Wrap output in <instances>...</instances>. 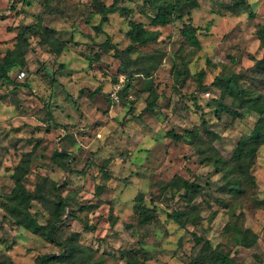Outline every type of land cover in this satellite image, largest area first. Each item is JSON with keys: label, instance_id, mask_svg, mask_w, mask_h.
Instances as JSON below:
<instances>
[{"label": "rangeland", "instance_id": "1", "mask_svg": "<svg viewBox=\"0 0 264 264\" xmlns=\"http://www.w3.org/2000/svg\"><path fill=\"white\" fill-rule=\"evenodd\" d=\"M197 1L190 16L200 28V48L184 37L181 21L154 25L156 12L145 0H120L132 13L111 14L105 23L96 0H0V60L18 48L19 32L31 43L22 69L11 73L13 82L0 80V264H40V256L61 253L59 244L73 232L80 234L75 242L87 254L86 264H203L205 242L242 264H264V144L250 167L256 186L240 197L222 191L225 170L206 161L220 154L233 164L240 138L259 118L240 106L235 93L212 84L236 77L242 88L264 94V76L254 69V60L264 56L257 34L264 0H247L253 19L215 4L234 0ZM128 16L157 34L154 42L126 52L132 76L122 74L116 55L131 43ZM43 27L67 44L61 54L51 51ZM150 82L159 95L154 111L146 109ZM32 151L31 162L21 161ZM61 152L68 155L56 157ZM16 166L30 169V190L46 178V196L70 203L59 242L17 226L6 213ZM181 179L202 190L186 193ZM140 191L157 225L139 223ZM194 204L196 223L181 226L170 216ZM31 211L44 224L50 218L39 201ZM234 224L256 232L257 244L235 245ZM74 264H81L78 256Z\"/></svg>", "mask_w": 264, "mask_h": 264}, {"label": "trees", "instance_id": "2", "mask_svg": "<svg viewBox=\"0 0 264 264\" xmlns=\"http://www.w3.org/2000/svg\"><path fill=\"white\" fill-rule=\"evenodd\" d=\"M97 6L100 7L101 23H105L109 20L111 14L120 12L131 14L132 10L127 7L120 5V0H113L111 4H106L102 0H96ZM146 3L156 12L155 16L151 18V21L156 26H165L174 23L179 20L183 23L182 33L187 39L189 44L195 48L201 47V40L198 36L199 27L194 26L193 20L190 16L192 9L199 6L197 0H145ZM215 4L223 10H228L234 14H240L247 12L251 19L255 18V12L252 9V5L247 0H234L232 2H220L215 1ZM189 9L186 15L189 16L188 20H184V10ZM127 20L131 26V30L128 36L131 43L127 46L126 50L120 51L116 49L117 57L122 60V74L132 76L131 72H128V66L125 62V55L127 51L134 50L137 45L144 46L157 40V34L147 30L143 24L135 23L129 16ZM40 25H43L42 18H39ZM27 32L31 31L28 26ZM47 34V41L51 45V51L57 54H61L67 47L63 41L55 37V30L49 27H43ZM36 30L34 29V32ZM257 34L261 40V44L264 46V25L260 26ZM29 35V34H27ZM18 48L9 50L4 58L0 60V80L5 82H13L11 79V73L16 69H22L25 64L26 55L28 53L27 48L30 47L31 43L29 38L24 36L23 32H19L17 36ZM22 43L25 44L26 48H22ZM106 45L111 47L109 41H106ZM254 69L258 73L259 77L264 76V56L261 59L254 60ZM155 69V66H154ZM128 72V73H127ZM24 73V72H23ZM57 78L54 77L52 82H56ZM262 81V80H261ZM212 85L219 87H225L226 90H230L236 94V98L240 101V106L250 111H253L259 115V118L251 131L250 134L244 135L240 138L237 147L235 148L232 162L229 165L226 163L220 154L215 159L211 156H206V161H213L216 167H221L225 170L226 182L222 188V191L229 193L233 197H240L247 193V187H255L256 182L254 176L250 174L251 164L257 155L258 149L264 144V94L255 92L252 87L242 88L238 84L236 77L229 78H215ZM129 86V84H126ZM127 89V88H126ZM149 91L151 97L147 104L148 111H154L156 109L159 95L154 88L153 84L147 83L146 88ZM183 98H193V94H183ZM222 106V104H221ZM225 107V106H224ZM237 114L238 112H230ZM241 116L240 113L237 114ZM33 153L29 152L24 155L21 159L23 162H31L33 160ZM56 157H66V152L56 153ZM90 160H88L89 162ZM29 168L25 170L22 166H16L13 174L14 187L10 193L5 197L3 207L6 213L15 221L16 225L25 228L35 234H40L51 242L57 243L58 233L61 229L63 220V211L70 203L67 198L59 197L58 200L52 201L44 193L45 181H40L36 184L34 190H30L26 185V177L29 174ZM56 183L52 182V187H56ZM180 187H182L186 193L193 191L198 193L202 190V186L197 184L195 181H189L181 179ZM187 198V194L184 195ZM139 205L137 206V212L139 214V223L142 225H157L159 220L154 212V209L144 204V194L139 192L136 197ZM35 201L43 203L44 206L50 211V218L47 223L40 222L35 214L31 211V206ZM196 210L197 206L194 204L192 210H183L171 213L170 216L181 226H186L188 222L196 223ZM234 231V243L235 245L242 247H254L259 239L256 232L249 228H242L234 224L230 230ZM78 232H73L69 238L65 239L59 245H63V251L59 254L43 255L38 258L40 264H54L57 263H68L74 264L75 258L78 256L81 264L87 263L86 253L84 249L75 242L76 238L79 237ZM197 243H204L201 237L195 235ZM208 242L203 248V251L199 254L200 260L203 264H242L230 258V255L223 250L212 249ZM209 246V248L207 247ZM204 257V258H203Z\"/></svg>", "mask_w": 264, "mask_h": 264}, {"label": "built area", "instance_id": "3", "mask_svg": "<svg viewBox=\"0 0 264 264\" xmlns=\"http://www.w3.org/2000/svg\"><path fill=\"white\" fill-rule=\"evenodd\" d=\"M24 75V73L22 72L21 74H20V77L21 76H23ZM116 97V99H117V101L119 100V98L117 97V96H115Z\"/></svg>", "mask_w": 264, "mask_h": 264}]
</instances>
